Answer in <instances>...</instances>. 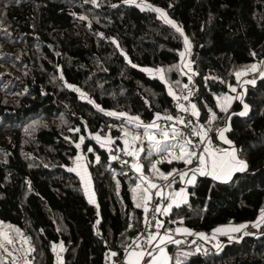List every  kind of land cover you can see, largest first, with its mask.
Instances as JSON below:
<instances>
[{
  "label": "trees",
  "instance_id": "trees-1",
  "mask_svg": "<svg viewBox=\"0 0 264 264\" xmlns=\"http://www.w3.org/2000/svg\"><path fill=\"white\" fill-rule=\"evenodd\" d=\"M131 1L161 7L184 29L190 75L183 33ZM263 59L264 0H0V221L27 239L30 264H107V251L122 254L130 245L144 225L147 187L137 206L139 178L93 135L123 144L125 114L146 122L181 114L173 101L190 76L196 118L214 123L205 150L208 143L217 151L234 146L247 167L228 180L204 174L187 185L174 174L165 181L148 171L153 160L143 148V178L165 183L167 203L174 188L188 189L187 202L163 216V228L211 232L255 221L264 211V76L246 81L230 113L218 110L216 96L232 93ZM143 67L163 69L165 81ZM223 127L227 141L219 138ZM80 155L97 203L73 169ZM159 166L174 172L186 164ZM247 229L235 240L221 237L217 248L202 242L201 252L170 243V264H264V222ZM55 245L64 248L60 260Z\"/></svg>",
  "mask_w": 264,
  "mask_h": 264
},
{
  "label": "rangeland",
  "instance_id": "rangeland-1",
  "mask_svg": "<svg viewBox=\"0 0 264 264\" xmlns=\"http://www.w3.org/2000/svg\"><path fill=\"white\" fill-rule=\"evenodd\" d=\"M138 4L142 9H159L160 11H156L157 14L159 15L160 18H163L161 16V12H163L165 14V18H163L166 21H172L173 23H170L172 25H175V27L180 29V32L183 33L184 35V49L182 51L183 53V69H184V73L186 75H190L191 74V62L189 61L188 58H186V55L189 53V50L191 49V45H190V41L188 39V36L185 34L184 29L178 24V22L176 20H174L173 18H171L167 12L162 9L161 7H158L156 5H153L151 3L148 2H136V1H131V3ZM155 11V10H154ZM185 38H187V44L185 43ZM259 64V65H258ZM258 65V66H257ZM253 66H257V70L255 73L251 74L253 75H259V76H264V61H260L258 63H256ZM252 66V67H253ZM251 68V67H250ZM145 72H147L150 76L152 77H158L162 80L165 81V74L163 69L161 68H150V67H143L142 68ZM249 69V68H248ZM247 69V70H248ZM246 70V71H247ZM244 71V72H246ZM243 72V73H244ZM242 76V75H241ZM255 76H253L252 78L250 76H248V79L250 78L251 80L249 82H255ZM168 88L170 90V93L172 95H174L172 88L168 85ZM233 93H220L216 96V103H217V108L220 112L222 113H230V108L232 107V105L234 104L233 102ZM84 98L87 99L86 96H84ZM240 101L243 100L242 96H240ZM243 110L241 112L246 113L248 110V107L245 108V106L247 105H243ZM194 112L196 113V110H194ZM214 113L216 114L217 111L215 109L211 110L210 113V117H214ZM196 117H198V112L195 114ZM125 117H127L128 119H126L125 122L122 123V131H123V146L126 147L130 152H132L135 155V159L136 162L133 166V168L138 172V173H142V165L140 163V160L138 159V155L141 153V151L143 150V148H146L148 151V156H151V159L153 160V162L150 164L149 166V170L148 171H152L155 170L156 173V177L155 178H160L163 179L165 181L169 180L174 174L179 175L180 180L183 184H187V185H191L193 183H195V178H197L198 175H203L201 174V172L205 173H209L210 172V165H211V160L210 158V154L207 153V151L205 150L204 154H203V160L204 163H201V161L198 163L197 168L194 169V171H192L190 174H194L193 176H191V183H189V181L187 180L186 175L190 172V171H186L188 169V167L191 165L192 160H193V155L191 154L190 151V141L189 139L185 138V139H181L179 132L174 129V128H159L157 127L156 123L157 120L155 119L152 122H146L143 121L141 119H139L137 116H130L128 114L124 115ZM211 119H207L206 121L202 122L200 121L198 118H195L194 123L196 126V131L198 134V137H201V134H204L202 136H206V132L205 130H207L208 128H212L214 127V123L213 120ZM153 125H156L155 127H153ZM224 128V127H223ZM222 128V129H223ZM221 129V130H222ZM164 132H168L169 135L167 137V139L165 138V136L163 135ZM99 142H101L104 146H110L111 144H114L115 142H117L116 140H112L109 139L108 137H101L99 135H93ZM149 137H153L152 140H149ZM206 139V137L204 138ZM157 142L160 143L161 147H163L165 144L168 145L167 150L165 151H159L156 147ZM208 145H210V143H208ZM228 150V149H227ZM183 156L184 159H180V157ZM181 160V162L186 164V167L180 171H170V172H165L163 170H161L162 168L159 166L161 163L164 162H172L173 160ZM206 159V161H205ZM208 159V160H207ZM190 160L191 162H186ZM76 172H78L80 174V176L82 177L83 180V184H84V190H85V194L87 196V198L89 200H91L92 202L97 203V199H96V195L94 192V188H93V183H92V179L89 173V170L86 166V163L84 162V158L82 157V155H80L77 159V162L73 168ZM196 174H198L196 176ZM142 177H145V174L142 173ZM189 178V179H190ZM230 178V177H229ZM228 178V179H229ZM228 179H222V180H228ZM144 184L142 178H139L138 181L135 183L134 186V197L135 200L137 202L138 205H140L141 201L144 200L145 197V185ZM140 184H142V186H140ZM173 182H169L168 185H172ZM140 186V187H139ZM180 191H185V193L188 194V189L187 187H183L181 190L177 191L175 188L171 191L172 193V197L168 202V208L170 209L172 206H178L181 204H176L175 202V198L177 197L178 193H180ZM184 193V192H183ZM183 195L180 193V196ZM187 196V200L189 199V197ZM182 198V196H181ZM183 204V203H182ZM262 215L260 214V216L252 222H247L248 226H252V227H257L262 220ZM2 221H0V243L1 240L5 241V244L8 246L9 250L12 251V254L14 256L13 258V262L14 264H30V260H29V254L31 253V247L29 242L27 241V239L22 235V237L17 240L16 236L14 235L12 229H13V225L12 224H3L1 225ZM236 225V227L232 226V229H239L238 231H230V229H228V235L230 236V238L232 239H238V236L240 233L245 234L247 233L248 229L247 227H244L242 229V227L237 226L240 224H234ZM243 225V224H242ZM172 231V230H170ZM241 231V232H240ZM203 232V231H202ZM233 232V233H231ZM205 237L202 238V236L195 232V235H193L191 237V239L189 238H185L183 239L182 242H186L187 240H189L190 242H192L191 244L195 245V251L196 252H201L202 250H204V245L201 247L200 245L202 244V242H207L212 244L214 247H219L220 246V238L221 237H217L215 234H208V232H204ZM186 244V243H185ZM165 249V251H167V247H163ZM201 248V249H200ZM188 248L184 247L182 248V252H188L187 250ZM55 250H56V254H57V259L60 260L61 259V255H58V247H56L55 245ZM149 253H150V260L153 257L160 258L162 257V253L160 251V249H156L153 250L152 248H149ZM21 260H20V259ZM149 260V261H150Z\"/></svg>",
  "mask_w": 264,
  "mask_h": 264
},
{
  "label": "built area",
  "instance_id": "built-area-1",
  "mask_svg": "<svg viewBox=\"0 0 264 264\" xmlns=\"http://www.w3.org/2000/svg\"><path fill=\"white\" fill-rule=\"evenodd\" d=\"M243 86H244V78L239 77L238 83L236 85L235 91H233V102L240 100V96L243 95ZM197 84L196 80L193 76H190L185 86L182 90L176 94L173 104L177 109L182 110L183 112L177 116H168L173 119L169 120L167 117L157 118V127L163 128H174L179 132L181 139H189L190 141V151L193 155V160L191 165L188 167L186 171L194 170L197 168L198 163L200 162V157H203V153L207 148V139L210 138L211 132L207 133V138L204 140H200L198 137L196 126L194 123V119L196 115L193 114V95L196 92ZM233 89V88H232ZM183 121V123H180ZM108 154L111 159L115 160L120 165L126 166L129 168L135 176L138 178H142L145 182L148 198L146 200L145 208V218L144 225L141 231L134 235L132 238V242L129 246H127L122 254L116 253V255H112L111 251L106 252L107 256V264H129L126 261L128 254L133 250H147L148 244L157 234H162L166 230L163 228V216H165L169 209L167 203L166 195L162 194L161 191L166 189L167 186L165 183L155 184L156 187H151V184L142 177V173H138L134 168V164L136 162L135 155L130 152L126 147L122 144L115 142L111 144L107 148ZM179 176V175H178ZM168 195V192H167ZM159 209V211H157ZM167 209V211H165ZM9 222L2 221L1 225ZM192 236L187 237L191 239ZM189 244L190 241L187 240L185 242ZM64 252V248L62 246L58 247V254L62 256ZM12 251L9 250L8 246L5 244L4 240H1L0 243V262L4 260H12L13 261Z\"/></svg>",
  "mask_w": 264,
  "mask_h": 264
},
{
  "label": "crops",
  "instance_id": "crops-1",
  "mask_svg": "<svg viewBox=\"0 0 264 264\" xmlns=\"http://www.w3.org/2000/svg\"><path fill=\"white\" fill-rule=\"evenodd\" d=\"M263 61H264V59L262 60V62ZM257 66H255V71H253L252 70L253 67H251L246 72L242 73L241 74L242 76L240 75V77L244 78V86H245L246 81L250 80V78L248 79V76H250L251 78L253 76H255V75L252 76L251 74L256 72ZM244 86H243V90L245 89ZM173 93H174V91H173ZM177 93H179V92H177ZM205 131H207V130H205ZM221 133H223V136H221ZM201 135H204V134H201ZM203 137H206V136H203ZM219 138L223 141H227L226 137H225L224 128L219 132ZM227 149L225 151H217L212 147V145L210 143V145L208 146V150H207V153L210 154L209 159L211 160L210 172L205 173V174H207L209 176H213L215 178L219 177L217 179L222 180V179H228L229 177H231V175L233 174L234 171L241 169V164L239 162H243L245 164V161L239 157L237 149L234 146H231ZM233 156L235 157V160H233ZM205 161H206V159H205ZM214 161L216 163L215 169H213V167H212ZM189 173H191V172H189ZM193 175L194 174H188V175H186L185 178H187L188 181H191L190 177ZM197 175L198 174H196V176ZM153 184L154 183H151V185H153ZM161 193L166 195V197H167L166 189H163L161 191ZM180 193L183 194V195H181L182 198L180 196ZM180 193H178L177 197L175 198L174 203H176V204H182V203L187 202V196H188L187 193H185V191H180ZM167 207H169V206H167ZM262 212H264V211H262ZM261 215H262V213H261ZM262 222H264V218L261 220V223ZM242 224L245 225V227L248 226L247 222L242 223ZM242 224L237 225V226H241ZM232 226L236 227V225H234V224L220 225L217 228H215L214 230H212L211 232H208V234H215L218 238L223 237V236L230 237L228 235V231H229L228 229H230V231H232ZM243 228L244 227H242V229ZM217 229H221L222 231L217 232L216 231ZM170 230L171 229H167L164 233L157 234L156 236H154L153 239L148 244L147 250H133V251H131L126 258V261L129 264H146V258L148 256H150L149 255L150 254L149 248H152L153 250L163 249V252H161L162 257H161V259L160 258L156 259V257H153L150 261L147 262V264H170L169 251H168V249H167V251H165V249L163 247H165V246L167 247L170 243H174V241H183V239L195 235V232H197L199 234V236L201 235L202 238H204L205 234H206V233L200 232V231L199 232L198 231H191L186 227H176L174 230H172V231H170ZM12 231H13L14 235L16 236L17 240H19L22 237L20 230L16 226L13 227ZM231 233H233V232H231ZM169 238H171V239H169ZM190 243H192V242H190ZM141 253H143V255H141Z\"/></svg>",
  "mask_w": 264,
  "mask_h": 264
},
{
  "label": "snow or ice",
  "instance_id": "snow-or-ice-1",
  "mask_svg": "<svg viewBox=\"0 0 264 264\" xmlns=\"http://www.w3.org/2000/svg\"><path fill=\"white\" fill-rule=\"evenodd\" d=\"M154 10H155V11H160L159 9H154ZM161 16H162L163 18L166 19L165 14H164L163 12H161ZM167 22H168V23H173L172 21H167ZM173 26H175V25H173ZM177 31H180V29H179L178 27H177ZM185 43H186V44L188 43V42H187V38H185ZM181 55L183 56V53H181ZM252 70L255 71V66H253ZM237 75H240V74L238 73ZM232 91H235V88H233ZM194 107H195V106L193 105V108H194ZM245 108H247V106H245ZM193 114H196V113H193ZM244 114H245L244 112H241V113H240V115H244ZM167 119L171 120V119H173V118H172V117H167ZM180 123H183V121H180ZM155 126H156V125H153V127H155ZM77 131H78V130H77ZM163 135H164L165 138L167 139L169 133H168V132H164ZM221 136H223V133H221ZM152 139H153V137H149V140H152ZM77 147H79V144H77ZM156 147H157V149H158L159 151H165V150H167L168 145L165 144L163 147H161L160 143L157 142ZM89 151H91V149H89ZM180 159H184V157L181 156ZM199 159H200L201 163H204L203 157H200ZM233 160H235V157H234V156H233ZM186 162H189V163H190L191 161L188 160V161H186ZM239 163L241 164V169H240V170H243L244 168L247 167V165L244 164L243 162H239ZM212 167H213V169L216 168V163H215V161L213 162ZM201 174H204V173L201 172ZM217 178H219V177H217ZM189 183H191V181H189ZM151 187L155 188L156 185L153 184V185H151ZM137 206H139V205H137ZM145 211H147V208H145ZM157 211H159V209H157ZM165 211H167V209H165ZM262 218H264V212H262ZM240 227H245V225H241ZM238 230H239L238 228H237V229H232V231H238ZM216 231H217V232H220V231H222V230H221V229H217ZM169 239H171V238H169ZM162 242H163V241H162ZM174 243H177V244H178V243H180V241H174ZM160 251L163 252V249H160ZM112 255H116V253H112ZM141 255H143V253H141ZM149 255H150V254H149ZM146 264H147V262H146Z\"/></svg>",
  "mask_w": 264,
  "mask_h": 264
}]
</instances>
